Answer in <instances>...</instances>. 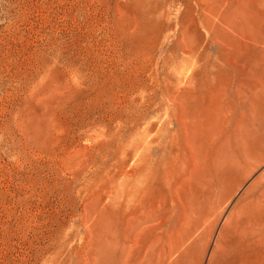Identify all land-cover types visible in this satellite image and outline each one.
I'll list each match as a JSON object with an SVG mask.
<instances>
[{"label": "rangeland", "instance_id": "1", "mask_svg": "<svg viewBox=\"0 0 264 264\" xmlns=\"http://www.w3.org/2000/svg\"><path fill=\"white\" fill-rule=\"evenodd\" d=\"M0 264H264V0H0Z\"/></svg>", "mask_w": 264, "mask_h": 264}]
</instances>
